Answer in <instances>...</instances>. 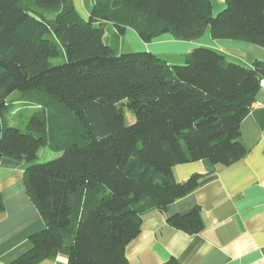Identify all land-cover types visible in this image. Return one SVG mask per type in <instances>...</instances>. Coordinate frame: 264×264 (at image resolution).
I'll list each match as a JSON object with an SVG mask.
<instances>
[{
  "label": "trees",
  "instance_id": "trees-1",
  "mask_svg": "<svg viewBox=\"0 0 264 264\" xmlns=\"http://www.w3.org/2000/svg\"><path fill=\"white\" fill-rule=\"evenodd\" d=\"M224 2L214 14L211 0H94L83 18L72 0H0V159L25 162L46 221L13 264L58 253L68 264H129L125 249L143 216L166 211L200 185L204 174L179 181L176 165L229 166L247 155L241 123L262 89L264 60L247 66L201 45L183 64H170L149 51L118 53L104 38L109 22L147 43L165 33L197 40L209 29L213 39L264 48V0ZM45 10L56 13L48 18ZM50 31L58 41L47 37ZM58 42L67 60L53 65ZM14 91L47 103L30 123L48 134L4 125ZM124 107L136 117L131 124ZM45 146L61 154L39 162ZM167 221L190 235L204 229L200 207ZM163 264L181 263L172 257Z\"/></svg>",
  "mask_w": 264,
  "mask_h": 264
},
{
  "label": "crops",
  "instance_id": "crops-1",
  "mask_svg": "<svg viewBox=\"0 0 264 264\" xmlns=\"http://www.w3.org/2000/svg\"><path fill=\"white\" fill-rule=\"evenodd\" d=\"M123 36L134 43L131 46L136 51L174 56L179 62L200 45L217 49L247 66L253 60H264V50L256 45L213 39L209 29L201 38L190 41L176 40L165 33L147 43L129 27ZM240 140L248 153L234 164L213 166L199 160L174 167L179 181L194 173L204 176L197 189L170 203L166 211L152 209L143 216L141 232L125 249L129 264H163L172 257L181 264H264V81L241 123ZM25 169L23 161L0 159V190L5 204L0 213V264H13L29 252L33 247L31 236L46 227ZM195 207H200L204 222L201 232L190 235L168 223L169 216ZM38 264H68V258L58 253Z\"/></svg>",
  "mask_w": 264,
  "mask_h": 264
},
{
  "label": "rangeland",
  "instance_id": "rangeland-1",
  "mask_svg": "<svg viewBox=\"0 0 264 264\" xmlns=\"http://www.w3.org/2000/svg\"><path fill=\"white\" fill-rule=\"evenodd\" d=\"M73 4L78 12V14L86 18L89 14V11L92 9L94 0H72ZM213 4V12L214 14L218 13L222 9L225 8L224 0H211ZM37 12L42 11L39 8H35ZM55 11L52 10H45V15L48 18H51L55 15ZM47 37L57 40L54 33L50 31L47 34ZM105 42L109 45H112L118 53H127L131 51H136L131 45L128 38L123 36L113 23H106L105 24ZM58 41V40H57ZM59 43V42H58ZM60 55L54 58H51L49 61L53 65H57L63 63L67 60L66 52L64 47L59 43ZM201 46V45H200ZM257 46V45H256ZM198 47V46H196ZM258 48L262 49L261 47L257 46ZM258 55V54H255ZM164 60L169 61L170 64H183L184 60L182 59L179 62V58L174 56H160ZM251 58V57H249ZM235 61V59L233 60ZM241 60H239L240 62ZM255 61V60H253ZM242 64V63H240ZM41 95H45L42 93ZM35 95H27L20 91H14L7 97L8 108L4 114L3 123L5 126H17L23 131H29L34 133L35 135H46L48 134V127H41L38 125H32L30 123L32 115L36 112L42 111L40 108V104L47 105L45 101L35 100ZM47 107V106H46ZM47 110V108H45ZM125 111V122L126 124H131L136 120V117L132 110L124 107ZM37 113V114H38ZM61 152L54 151L49 146L42 147L39 151V162H45L51 159L58 157Z\"/></svg>",
  "mask_w": 264,
  "mask_h": 264
}]
</instances>
